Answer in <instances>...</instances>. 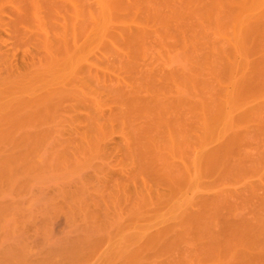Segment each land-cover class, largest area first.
<instances>
[{
  "label": "rangeland",
  "instance_id": "rangeland-1",
  "mask_svg": "<svg viewBox=\"0 0 264 264\" xmlns=\"http://www.w3.org/2000/svg\"><path fill=\"white\" fill-rule=\"evenodd\" d=\"M13 1L0 0V264H264V33L243 32L264 0L235 5L240 22L166 30L123 8L103 27L114 38L89 32L77 0ZM122 23L157 39L127 56Z\"/></svg>",
  "mask_w": 264,
  "mask_h": 264
},
{
  "label": "bare ground",
  "instance_id": "bare-ground-1",
  "mask_svg": "<svg viewBox=\"0 0 264 264\" xmlns=\"http://www.w3.org/2000/svg\"><path fill=\"white\" fill-rule=\"evenodd\" d=\"M11 1H13V0H11ZM27 1L28 0H26V2H25V0H24V2L25 3H27ZM30 1V0H29ZM38 1H41V3H43L44 4V6L45 7H47V9H49V7H52L53 5H55V0L53 1V0H37V2ZM70 1V0H69ZM73 0H71V2H72ZM80 1V2H79ZM16 2L17 1H15V4H16ZM19 2V1H18ZM31 3V7H32V5L33 6H37L38 4L37 3H35L36 1L35 0H31L30 1ZM245 2L247 3V0H77V3L78 4H80L81 5V7H83L84 9H86L87 10V12L85 13V12H83V14L85 13V24L84 25H90V24H92V25H90V26H92V29L89 31V32H91L92 30H95L96 28H99L100 27V31L102 32V34H97V37H98V35H99V37L100 36H102L103 34H104V32L105 33H107L108 35H106V37L108 36V37H113V34H114V32H110V34L112 35H110L109 34V32H106V30L107 29H109V31L110 30H112V31H114L113 29H111L110 27H107V25H109L108 23H109V21L112 19V18H114V17H112L113 15L112 14H114L113 12H116V10H121V9H123V8H125V9H127V7L129 8V7H133V6H135V7H137V8H135V9H141L144 13H145V18H142L141 19V17H140V19H141V23L143 22V19L145 20V21H148L149 19H152V20H155L154 22H157V23H159V24H161V26L164 28V30H166V29H168L169 27H171L170 25H171V22H176V23H180V22H183L186 18H192V16L193 15H195V16H193V18H192V20H194V19H196V23L198 22V19L200 18V23H201V21H202V23H203V26H204V23H206L205 22V20L203 19V18H205L206 20H211V19H214L215 20V24H216V22H217V24H222V23H220V22H224L225 20L224 19H230V18H232V19H234L236 22H240L239 21V19L241 18V17H239L238 18V15L236 16V15H234V6L235 5H237L239 8H242V7H247V5H248V3H247V5H245ZM13 3H14V1H13ZM22 4V3H21ZM35 4H37V5H35ZM39 4H40V2H39ZM67 4V3H66ZM73 4H75V1L73 2ZM17 5V4H16ZM65 5V4H64ZM244 5V6H243ZM1 6V5H0ZM28 6V5H27ZM67 6V5H66ZM76 6H78V7H80L79 5H76ZM20 7V6H19ZM18 7V8H19ZM23 7H24V9H21L20 8V10H23L22 12H17L18 13V21H22V20H24V22H25V19L27 20V19H29V15H27L28 13L27 12H24V11H28L26 8H25V6H24V4H23ZM30 7V6H29ZM60 7H62V6H60ZM17 8V7H16ZM17 8V9H18ZM33 8V7H32ZM66 8V7H65ZM69 8V7H68ZM134 8V7H133ZM133 8H131V9H133ZM39 9V8H38ZM42 9V8H41ZM14 10V9H13ZM36 10V9H35ZM34 10V11H35ZM96 10V11H95ZM128 11H129V9H127ZM37 11V10H36ZM77 11V10H76ZM126 11V10H125ZM133 11V10H132ZM138 11H140V10H138ZM32 12H33V10H32ZM55 12V11H54ZM95 12H96V14H95ZM121 12H123V10H121ZM130 12V11H129ZM128 12V13H129ZM15 13V12H14ZM30 13V12H29ZM59 13V12H58ZM95 14V15H94ZM120 14V13H119ZM122 14V13H121ZM120 14V15H121ZM132 14V13H131ZM248 14V13H247ZM251 14V13H250ZM258 13H256V16H253V15H255V13L253 14V15H248L247 17H250V18H244L243 17V21H244V23H243V25H244V30H243V32H245L248 36H251L252 34H248V33H253V31H255V32H257V31H263V33H264V11L261 13V14H258ZM14 15V14H13ZM34 15V14H33ZM42 15V14H41ZM116 15V14H115ZM114 15V16H115ZM120 15H118L119 17H120ZM244 15H246V14H244ZM31 16V15H30ZM54 16V15H53ZM87 16H88V18H90L91 19V22L90 21H88V18H87ZM117 16V15H116ZM123 16V15H122ZM124 16H125V14H124ZM127 16H129V15H127ZM198 17V18H194V17ZM38 17V16H37ZM40 17V16H39ZM38 17V18H39ZM60 17H62V16H59V18ZM134 17V16H133ZM132 17V18H133ZM31 18V17H30ZM49 18V17H48ZM54 18H56V17H54ZM76 18V17H75ZM116 18V17H115ZM114 18V19H115ZM121 18V17H120ZM124 19H125V17H123ZM237 18H238V21H237ZM2 19V18H1ZM16 20H17V17L15 18ZM47 19V18H46ZM83 19V18H82ZM134 19V18H133ZM137 19H139V18H137ZM201 19H203V20H201ZM232 19H230V21L229 20H227V21H229V23H231V21H232ZM34 20H36V18L34 19ZM56 20V19H55ZM61 20V19H60ZM63 20V19H62ZM66 20V19H65ZM118 20V19H117ZM121 20H123V19H121ZM121 20H118L119 22L121 21ZM136 20V19H135ZM28 21V20H27ZM30 21V20H29ZM32 21V20H31ZM84 21V20H83ZM83 21L81 22V24L83 23ZM87 21L88 22H90V24H87ZM115 21V20H114ZM144 21V22H145ZM195 21V20H194ZM208 21V22H209ZM234 21V22H235ZM242 21V22H243ZM0 22H1V20H0ZM12 22H13V20H12ZM17 22V21H16ZM63 22V21H62ZM118 22V23H119ZM121 22H123L124 23V20L123 21H121ZM136 22V21H135ZM137 22H139L138 20H137ZM144 22H143V24H144ZM197 23V24H200V23ZM79 23V22H78ZM115 23V22H114ZM120 24L121 26H123L124 24ZM184 23V22H183ZM190 23H191V20H190ZM211 23H213V20H211L210 21V23L208 24V26L211 24ZM225 23V22H224ZM223 23V25L226 27V25ZM1 24V23H0ZM10 24V23H9ZM9 24H7V25H9ZM40 24V23H39ZM63 24V23H62ZM75 24V23H74ZM73 24V25H74ZM113 24V23H112ZM111 24V25H112ZM137 24V23H136ZM146 24V23H145ZM214 24V25H215ZM227 24H228V22H227ZM233 24V23H232ZM235 24V23H234ZM3 25V24H2ZM14 25V24H13ZM49 25V24H48ZM64 25V24H63ZM66 25V24H65ZM72 24H71V26H73ZM126 26H127V24H125ZM189 25V24H188ZM206 25V24H205ZM242 25V26H243ZM44 26V25H43ZM56 26V25H55ZM107 27V29L105 28V30H104V28L103 27ZM119 26V25H118ZM116 27V31H119L121 28H120V26L119 27ZM126 26H123V31H122V29H121V31L120 32H118L120 35H123V37L122 36H120L121 38H124V39H128L129 41V43L128 42H125V43H128L127 44V49H128V46H132V48L131 47H129V49L131 50H127L128 52H126V54L127 53H129V54H127V56L128 55H132L131 53L133 52L132 50H134V48H136V47H138V46H136L135 44H136V42L137 43H139V42H142L143 40H144V37L146 38V36H148L147 34H149V35H151L153 32H155V30L156 31H158V29H155L152 33H151V31L150 30H148V29H146L145 27L143 28V29H145L146 31H144L143 29H141V27L140 28H138L137 30H135V32H133V29H130V27L128 28V27H126ZM129 26H130V24H129ZM131 26H132V24H131ZM137 26H140V25H137ZM176 26V25H175ZM174 26V27H175ZM190 26V25H189ZM191 26H193V25H191ZM219 26H221V28H223L224 29V26H222V25H219ZM235 26H237V24L235 25ZM235 26H233L234 27V29H235ZM238 26H239V24H238ZM11 27H12V25H11ZM41 27V26H40ZM51 27V26H50ZM57 27V26H56ZM61 27V26H60ZM77 27V26H76ZM83 27H86V26H83ZM126 27V29L124 30V28ZM173 27V26H172ZM181 27H182V25H181ZM200 27H202V25L200 24ZM205 27V26H204ZM240 27V26H239ZM238 27V28H239ZM34 28V27H33ZM51 28H53V27H51ZM67 28V27H66ZM70 28V27H69ZM113 28V27H112ZM117 28H119L118 30H117ZM151 28V27H150ZM162 28V29H163ZM193 28H196V31H198L197 30V27H194L193 26ZM218 28H220V27H218ZM220 28V29H221ZM7 29V28H6ZM25 29V28H24ZM37 29V28H36ZM39 29V28H38ZM55 29V28H54ZM63 29V28H62ZM71 29H73V27L71 28ZM182 29H183V27H182ZM189 29V28H188ZM234 29H233V32H234ZM241 29V28H240ZM243 29V28H242ZM5 30V29H4ZM17 30V29H16ZM44 30V29H43ZM60 30V29H59ZM63 30H66V29H63ZM63 30H61V31H63ZM75 30V29H74ZM99 29H96L95 31H98ZM103 30H104V32H103ZM171 30V29H170ZM174 30V29H173ZM173 30H171L170 32H172ZM192 30V29H191ZM190 30V31H191ZM239 30V29H238ZM237 29L235 30V31H237L238 33H236V34H238L237 35V39H239V38H244V39H246L248 36L246 35V34H244V33H242V34H244V35H246V36H242V35H239V33H241V30L240 31H238ZM41 31V30H40ZM69 31V30H68ZM100 31H98L97 33H99ZM108 31V30H107ZM116 31H115V33H116ZM150 31V33H148V32ZM168 31V30H167ZM177 31H178V29H177ZM193 31H195V30H193ZM192 31V32H193ZM202 31V29L199 31V33ZM203 31H204V29H203ZM47 32V31H46ZM51 32H52V30H51ZM64 32V31H63ZM72 32V31H71ZM70 32V33H71ZM78 32V31H77ZM93 32V31H92ZM100 32V33H101ZM145 32H147V34L145 33ZM160 32L161 33H163L164 34V32H162L161 30H160ZM169 32V31H168ZM182 32V31H181ZM191 32V33H192ZM19 33V32H18ZM24 33V32H23ZM57 33V32H56ZM58 33H60V32H58ZM69 33V32H68ZM67 33V34H68ZM69 33V34H70ZM87 33V32H86ZM95 33V32H94ZM156 33V32H155ZM158 33V32H157ZM185 33V32H184ZM194 33V32H193ZM196 33V32H195ZM204 33V32H203ZM15 34V33H14ZM22 34V33H21ZM27 34V33H26ZM42 33L40 32V35L39 36H42L41 35ZM51 34V33H50ZM63 34V35H62ZM61 35L63 36V37H61V35L59 36V38L61 37L62 38V40H63V38L65 37V34L64 33H62ZM75 34H76V32H75ZM159 34V33H158ZM170 34V33H169ZM183 34V33H182ZM186 34V33H185ZM198 34V33H197ZM196 34V35H197ZM224 34V33H223ZM226 34V33H225ZM228 34V33H227ZM230 34V33H229ZM10 35V34H9ZM19 35V34H18ZM56 35V34H55ZM77 35V34H76ZM116 35V34H115ZM118 35V34H117ZM116 35V36H117ZM145 35V36H144ZM153 35H154V33H153ZM157 35V34H156ZM156 35H154L153 37H154V39L157 37ZM161 35V34H160ZM160 35H158L159 37H160ZM168 35V34H167ZM174 36L176 35V34H173ZM173 35L171 34V36L173 37ZM195 35V36H196ZM234 35V34H233ZM28 36H30V35H28ZM52 36V35H51ZM71 36V35H70ZM72 36H73V34H72ZM88 36V35H87ZM95 36H96V34H95ZM104 36V35H103ZM144 36V37H143ZM156 36V37H155ZM170 36V35H169ZM183 36V35H182ZM205 36H206V34H205ZM230 36V35H229ZM240 36H242V37H240ZM20 37V36H19ZM38 37V36H37ZM36 37V38H37ZM55 37V36H54ZM68 37V36H67ZM84 37V36H83ZM126 37V38H125ZM143 37V38H142ZM149 37H152V36H149ZM152 37V38H153ZM186 37V36H185ZM193 37V36H192ZM200 37V36H199ZM223 37H226L227 38V35L226 36H223ZM222 37V38H223ZM231 37V36H230ZM229 37V38H230ZM246 37V38H245ZM15 38V37H14ZM22 38V37H21ZM29 38V37H28ZM27 38V39H28ZM41 38H43V36L41 37ZM61 38H60V40H61ZM72 38V37H71ZM78 38V37H77ZM76 38V39H77ZM102 39H103V37H101ZM114 38V37H113ZM117 38V37H116ZM142 38V40L140 41V39ZM164 38V37H163ZM170 38V37H169ZM184 38V37H183ZM203 38H204V36H203ZM226 38H224V42H226ZM228 38V39H229ZM243 38L241 39V40H243ZM19 39V38H18ZM24 39V38H23ZM26 39V38H25ZM64 39H66V38H64ZM148 37L146 38V41H144L145 43L148 41ZM151 39V38H150ZM149 39V40H150ZM157 39V38H156ZM236 39V38H235ZM17 40V39H16ZM42 40V39H41ZM46 40V39H45ZM54 40H56V38L54 39ZM111 41H113L112 39H110ZM121 40V39H120ZM240 40V39H239ZM240 40V41H241ZM35 41V40H34ZM66 41V40H65ZM87 41V40H86ZM126 41V40H125ZM139 41V42H138ZM206 41H207V39H206ZM229 41H230V39H229ZM236 41H238V40H236ZM19 42V41H18ZM18 42L16 41V44H18ZM64 42V41H63ZM67 42V41H66ZM124 42V41H123ZM122 42V43H123ZM134 43L133 45H131V43ZM224 42H222L221 44H223ZM44 43H46V42H44ZM65 43V42H64ZM145 43H140L139 44V46L140 45H142V44H145ZM227 43H229V42H227ZM226 43V44H227ZM51 44V43H50ZM56 44H57V42H56ZM72 44V43H71ZM75 44V43H74ZM76 44H77V42H76ZM88 44V43H87ZM206 44V43H205ZM212 44H213V42H212ZM215 44V43H214ZM214 44L213 45H211V43H210V45H207L208 47L209 46H212V49H213V46H214ZM219 45V46H222L221 47V49H224V47L225 46H223V45ZM225 44V43H224ZM21 45V43L19 42V45H18V47ZM23 45V44H22ZM66 45V44H65ZM73 45V44H72ZM126 45V44H125ZM147 45V44H146ZM218 44H216L215 46H217ZM83 46V45H82ZM136 46V47H135ZM143 46V45H142ZM207 46L205 47V48H207ZM17 47V46H16ZM38 47V46H37ZM43 47V46H42ZM41 47V48H42ZM47 47V46H46ZM52 47V46H51ZM56 47H58V45L56 46ZM75 47H76V45H75ZM74 47V45H73V48H75ZM134 47V48H133ZM53 48V47H52ZM60 48H62V46H59L58 47V49L61 51V52H63V53H65V51H62V50H65L64 49V47L62 48V49H60ZM124 48H125V46H124ZM139 49H140V47H138ZM141 48H143V47H141ZM126 49V48H125ZM144 49H145V47H144ZM207 49H210V48H207ZM212 49H210L211 51H212ZM215 49V50H214ZM214 49H213V51H216V53L218 54V51H219V49L218 50H216L217 49V47H214ZM6 50V49H5ZM76 50H78V52H80V50H79V48H77ZM81 50H82V48H81ZM136 50V49H135ZM141 50V49H140ZM225 50V51H224ZM223 51V54L226 52V48L224 49ZM75 51V50H74ZM142 51V50H141ZM212 51V52H213ZM55 52V51H54ZM56 52H57V50H56ZM71 52V51H70ZM70 52H68L67 53V51H66V55H64L63 54V59L65 60H67V57L68 56H70V54H72V52L70 53ZM134 52H136V51H134ZM134 52H133V54H134ZM138 52V51H137ZM143 52V51H142ZM142 52H140V53H142ZM60 53V52H59ZM74 53V52H73ZM139 53V52H138ZM138 53H135V54H138ZM139 53V54H140ZM145 53V52H144ZM222 53V52H221ZM220 53V54H221ZM49 54V53H48ZM54 54V53H53ZM124 54V53H123ZM219 54V55H220ZM223 54H221L220 56H222ZM227 54V53H226ZM119 55H120V52H119ZM219 55H217L218 57H219ZM48 56H50V54L48 55ZM65 56V57H64ZM122 56V55H121ZM226 56V55H225ZM224 56V57H225ZM70 57H72V56H70ZM124 57V56H123ZM130 57V56H129ZM132 57V56H131ZM130 57V58H131ZM51 59H52V57H51ZM62 59V58H61ZM69 59H71V58H69ZM69 59H68V62H69ZM65 60V61H66ZM72 60V59H71ZM259 60V59H258ZM261 60V59H260ZM55 61V60H54ZM122 61V60H121ZM5 62V61H4ZM261 62V61H260ZM264 62V61H263ZM7 63V62H6ZM10 63V62H9ZM257 63H259V61L257 62ZM53 64V63H52ZM60 64V63H59ZM65 63H63V65H64ZM127 64H130L131 65V62H129V63H127ZM220 64V63H219ZM255 64V63H254ZM9 65V64H8ZM256 66H254V67H256L257 68V65H261V64H255ZM219 66H221V65H219ZM253 67V68H254ZM260 67H263V65H261ZM264 68V67H263ZM255 69V68H254ZM260 69V68H259ZM262 69V68H261ZM253 70V69H252ZM258 70V69H257ZM262 72H263V70H261ZM261 71H259V72H261ZM252 73V72H251ZM255 73V72H254ZM257 73V72H256ZM259 74V73H258ZM262 75H263V73H261ZM254 75V74H253ZM252 75V76H253ZM259 76V75H258ZM245 77V76H244ZM251 77V76H250ZM253 78V77H252ZM251 79V78H250ZM254 79V78H253ZM253 79H251V82H252V80ZM257 79V78H256ZM190 80V79H189ZM191 80H192V78H191ZM246 80V79H245ZM255 80V79H254ZM258 80V79H257ZM118 81V80H117ZM116 81V82H117ZM246 81H248V83H249V78H248V80H246ZM115 82V81H114ZM119 82V81H118ZM194 82H195V80H194ZM257 82V81H256ZM190 83H192L191 81H190ZM245 83H247V82H245ZM119 84V83H118ZM196 84V83H195ZM252 84V83H251ZM256 84V83H255ZM259 84V83H258ZM121 85V84H120ZM249 85H250V83H249ZM118 87V86H117ZM193 87V86H192ZM246 87H248V85L246 86ZM252 87V86H251ZM55 91V90H54ZM56 91H57V89H56ZM62 91V90H61ZM50 92V91H49ZM118 92V91H117ZM135 94V93H134ZM124 97V96H123ZM134 98V97H133ZM154 98V97H153ZM124 99H126V98H124ZM130 100H131V98H129ZM139 99V98H138ZM137 99V100H138ZM218 99V98H217ZM128 101V103L129 104H132L131 103V101L132 100H135V102H137L136 101V98L135 99H132L131 101ZM142 100V99H141ZM158 100V99H157ZM146 101V100H145ZM155 101V100H154ZM153 101V102H154ZM200 101V100H199ZM124 102V101H123ZM126 102V101H125ZM124 102V103H125ZM141 102V101H140ZM121 103H122V100H121ZM142 103V102H141ZM206 103V102H205ZM127 104V103H126ZM134 104V103H133ZM137 104V103H136ZM153 104V103H152ZM201 104V103H200ZM207 104V103H206ZM213 104H214V102H213ZM263 104H264V102H263ZM210 105V104H209ZM217 105V104H216ZM220 105V104H219ZM256 105V104H255ZM120 106V105H119ZM129 106V105H128ZM134 106H135V104H134ZM140 106V105H139ZM138 106V107H139ZM155 106V105H154ZM214 106V105H213ZM132 107V106H131ZM194 107V106H193ZM215 107V106H214ZM119 108V107H118ZM128 108V107H127ZM130 108V107H129ZM210 108V107H209ZM217 108V107H216ZM187 109L189 110V112H190V109H192L191 107H190V109L187 107ZM199 109V108H198ZM215 109V108H214ZM219 109V108H218ZM193 110H194V108H193ZM197 110V109H196ZM201 110V109H200ZM216 110V109H215ZM195 111V110H194ZM199 111V110H198ZM219 111V110H218ZM188 112V111H187ZM217 112V111H216ZM215 112V113H216ZM193 113V112H192ZM195 113H197V112H195ZM205 113V112H204ZM228 113V112H227ZM189 114V113H188ZM200 114V113H199ZM187 115V114H186ZM152 116V115H151ZM201 118V117H200ZM155 119V118H154ZM148 121V120H147ZM150 122V121H149ZM154 123V122H153ZM147 125V124H146ZM154 127V126H153ZM159 127V126H158ZM150 128V127H149ZM146 129V128H145ZM158 129V128H157ZM140 130V129H139ZM260 130V129H259ZM181 132V131H180ZM187 133V132H186ZM182 134V133H181ZM234 134V133H233ZM179 135H180V133H179ZM183 135V134H182ZM237 135V134H236ZM170 136V135H169ZM171 138H173V137H171ZM180 139V138H179ZM232 141V140H231ZM172 142V141H171ZM183 142V141H182ZM227 142V141H226ZM220 146V145H219ZM222 147V146H221ZM221 147H218L217 146V148L215 149L214 147H213V149H215V150H210L209 152L210 153H214L216 150H218L219 151V149L221 148ZM202 149V148H201ZM199 150V149H198ZM200 152H201V150H200ZM203 156V155H202ZM201 158V157H200ZM195 159V158H194ZM202 159V158H201ZM198 160V159H197ZM194 161V160H193ZM200 162V161H199ZM196 164V163H195ZM184 165V164H183ZM179 168V167H178ZM181 172V171H180ZM185 172V171H184ZM182 174H183V172H182ZM181 174V175H182ZM261 202H263V201H261ZM262 204V203H261ZM206 210V209H205ZM199 212V211H198ZM252 213V212H251ZM253 214V213H252ZM190 215V214H189ZM261 216V215H260ZM195 217V216H194ZM231 217V216H230ZM233 217V219H231V218H228V221L226 222V221H224L226 224H224V227H223V225H221L223 228H224V230H222L223 228L222 227H220L221 228V230L223 231V233H225L227 230L228 231H230V230H233L236 226H240L238 223H237V219L236 220H234L235 219V217L234 216H232ZM224 218H226V217H223V219ZM227 218H226V220H227ZM232 220H233V222L234 221H236V224H234L233 222H232ZM255 220V219H254ZM263 220V219H262ZM222 222H223V220H221ZM231 221V222H230ZM239 221V220H238ZM241 221V220H240ZM221 223V222H220ZM219 223V224H220ZM241 224V223H240ZM218 225V224H217ZM216 225V226H217ZM216 226H215V228H216ZM241 226H242V224H241ZM240 226V227H241ZM261 227V229H262V231L261 232H263V230H264V225H263V223H262V226H260ZM218 228V227H217ZM226 229V230H225ZM237 229V228H236ZM215 231V232H214ZM225 231V232H224ZM227 231V232H228ZM260 231V230H259ZM218 232H219V229L217 230V229H215V230H213V234L214 233H216V235H214V239H212L213 237V234H210V236L209 237H212V238H210L209 240L210 241H212L213 242V240H220V239H218L217 237H220V235L222 236V232L219 234V236L217 235L218 234ZM226 232V233H227ZM231 233H232V231H230ZM209 233H211V232H209ZM225 233V234H226ZM234 233H235V229H234ZM228 234V233H227ZM264 235V234H263ZM215 236H216V238L217 239H215ZM225 236V235H224ZM221 238V237H220ZM264 238V237H263ZM212 239V240H211ZM208 240V241H209ZM258 240V239H257ZM256 241V240H255ZM215 242V241H214ZM263 242H264V240H263ZM261 244H262V242H261ZM208 245H210V244H208ZM208 247V246H207ZM210 247V246H209ZM208 247V248H209ZM263 250V249H262ZM258 252V251H257ZM236 253H238V252H236ZM235 253V254H236ZM234 254V253H233ZM239 254V253H238ZM255 254H257V253H255ZM261 255H262V253H261ZM251 256V255H250ZM258 256H259V254H258ZM238 257V256H237ZM239 257H243L242 259H244V257H247L246 255H243L242 256V253H241V256H239ZM261 257H264V256H261ZM260 257V258H261ZM248 258H250V257H248ZM235 260V259H234ZM241 260V259H240ZM261 260H264V258L263 259H261ZM242 261V260H241ZM246 261V260H245ZM260 263H262V262H260ZM259 263V264H260ZM264 263V262H263Z\"/></svg>",
  "mask_w": 264,
  "mask_h": 264
}]
</instances>
